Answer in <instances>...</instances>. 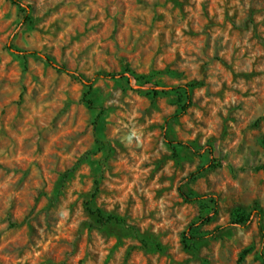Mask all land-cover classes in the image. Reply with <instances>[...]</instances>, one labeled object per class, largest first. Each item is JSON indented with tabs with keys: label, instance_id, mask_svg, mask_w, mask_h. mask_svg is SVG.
Here are the masks:
<instances>
[{
	"label": "rangeland",
	"instance_id": "obj_1",
	"mask_svg": "<svg viewBox=\"0 0 264 264\" xmlns=\"http://www.w3.org/2000/svg\"><path fill=\"white\" fill-rule=\"evenodd\" d=\"M19 1L0 0V264H260L264 0Z\"/></svg>",
	"mask_w": 264,
	"mask_h": 264
},
{
	"label": "trees",
	"instance_id": "obj_2",
	"mask_svg": "<svg viewBox=\"0 0 264 264\" xmlns=\"http://www.w3.org/2000/svg\"><path fill=\"white\" fill-rule=\"evenodd\" d=\"M11 1L14 4H16V5H22L19 0H11ZM23 53H25V54H31V55H36L37 54L36 51H25ZM45 59H46V62L48 64H50L51 66H53L57 71L66 72V73H69V74L75 76L80 82H82L86 87H88V90H91V88H92V82L89 81V80H86L85 77L81 73H76L75 71H71L66 66H63V65H57L56 63H54L48 57H45ZM105 76H108L109 77V76H112V75L109 74V75H105ZM189 86H192V85H189ZM183 88H188V85H184ZM186 92L190 93V89H186ZM184 109H185V106L183 107V110ZM95 192H96V189L90 194V197H93L94 194H95ZM182 195L184 197H187L183 193H182ZM84 204H85V206L87 208V211L90 214L94 215L96 217V219H97L98 222L105 223V224L106 223L120 224V225L124 226L125 228H127V229H129L131 231H134L136 229L134 226L130 225L126 221V219L124 217H121L119 215H113V214H105L100 209H94V208L88 206V204H90V200L89 199H85L84 200ZM238 218H239V221L238 222H242L243 219L245 220V218H244L243 215H239ZM249 218H250V214H248L246 216V220L249 219ZM240 219H241V221H240ZM260 228H261V231H262V227H260ZM262 236L264 238V234ZM260 259H261L260 264H264V251H261V253H260Z\"/></svg>",
	"mask_w": 264,
	"mask_h": 264
}]
</instances>
